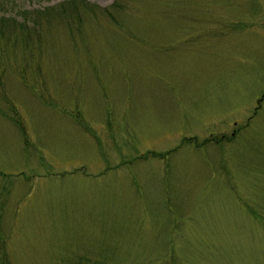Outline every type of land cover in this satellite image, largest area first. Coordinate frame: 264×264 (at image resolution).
<instances>
[{
  "label": "rangeland",
  "instance_id": "374dc122",
  "mask_svg": "<svg viewBox=\"0 0 264 264\" xmlns=\"http://www.w3.org/2000/svg\"><path fill=\"white\" fill-rule=\"evenodd\" d=\"M0 264H264V0H0Z\"/></svg>",
  "mask_w": 264,
  "mask_h": 264
},
{
  "label": "trees",
  "instance_id": "16d2710c",
  "mask_svg": "<svg viewBox=\"0 0 264 264\" xmlns=\"http://www.w3.org/2000/svg\"><path fill=\"white\" fill-rule=\"evenodd\" d=\"M207 141H209V140H207Z\"/></svg>",
  "mask_w": 264,
  "mask_h": 264
}]
</instances>
